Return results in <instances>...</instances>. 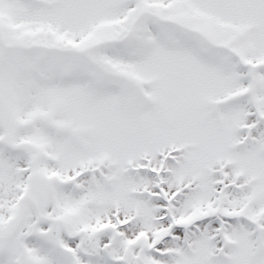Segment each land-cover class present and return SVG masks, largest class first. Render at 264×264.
Here are the masks:
<instances>
[{
    "label": "snow or ice",
    "instance_id": "snow-or-ice-1",
    "mask_svg": "<svg viewBox=\"0 0 264 264\" xmlns=\"http://www.w3.org/2000/svg\"><path fill=\"white\" fill-rule=\"evenodd\" d=\"M0 264H264V0H0Z\"/></svg>",
    "mask_w": 264,
    "mask_h": 264
}]
</instances>
